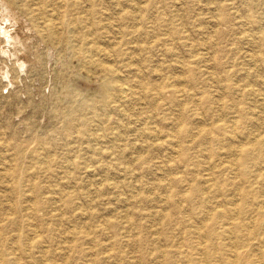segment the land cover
<instances>
[{"label":"rangeland","instance_id":"rangeland-1","mask_svg":"<svg viewBox=\"0 0 264 264\" xmlns=\"http://www.w3.org/2000/svg\"><path fill=\"white\" fill-rule=\"evenodd\" d=\"M0 264H264V0H0Z\"/></svg>","mask_w":264,"mask_h":264},{"label":"bare ground","instance_id":"bare-ground-1","mask_svg":"<svg viewBox=\"0 0 264 264\" xmlns=\"http://www.w3.org/2000/svg\"><path fill=\"white\" fill-rule=\"evenodd\" d=\"M131 3V2H130ZM135 3V2H134ZM139 4V3H138ZM133 5H135V4H133ZM137 5V4H136ZM136 5H135V7H136ZM138 8V7H137ZM3 9H4V7H3ZM9 10V9H8ZM5 11V10H4ZM4 11H2L3 13H4ZM9 12V11H8ZM7 12V13H8ZM6 13V12H5ZM4 13V15L3 16H5L6 14ZM9 15V14H8ZM134 15V14H133ZM11 16V15H10ZM148 16V15H147ZM163 17V16H162ZM5 18H6V16H5ZM7 19H9V18H7ZM66 19V18H65ZM2 20V19H1ZM14 20V19H13ZM3 21V20H2ZM47 24H51L52 26H54V24L53 23H47ZM3 25V24H2ZM106 25V24H105ZM1 27H3V26H1ZM80 28V27H79ZM2 29V28H1ZM65 29V28H64ZM10 30V29H9ZM58 30V29H57ZM121 32V31H120ZM7 33V32H6ZM58 32H56V34H57ZM9 34V33H8ZM252 34V33H251ZM130 36V35H129ZM14 38V37H13ZM98 42V41H97ZM95 47L97 48V47H99V46H96L95 45ZM106 47V46H105ZM96 50V49H95ZM99 50V49H98ZM127 50V49H126ZM100 51V50H99ZM129 52H130V49H129ZM96 53V52H95ZM130 54V53H129ZM95 56V55H94ZM99 59V61H101L102 63H104V59L101 57V58H98ZM258 60V59H257ZM96 62V61H95ZM106 63V62H105ZM101 64V63H100ZM22 65V64H21ZM106 66V65H105ZM116 66V65H115ZM107 69H108V72L113 76V77H115V80H116V83H114V82H112V84L111 83H109L110 84V86H109V88L111 89H113V90H115V92H117L119 95V98L120 97H122V96H126L127 94L128 95H131V96H133V90H132V87H131V85H128L127 83H124V82H119V81H117V77H119L120 76V74H119V71H118V69H117V67H114V66H107ZM120 69V68H119ZM125 74V73H124ZM133 85V84H132ZM143 87V86H142ZM106 88V87H105ZM134 88V87H133ZM153 88V87H152ZM110 89H108L107 88V91H108V93H110ZM137 89V88H136ZM140 91V90H139ZM136 92H138V91H136ZM140 93V92H139ZM110 95V94H109ZM142 95V94H141ZM117 96V97H118ZM140 96V95H139ZM130 97V96H129ZM135 98V97H134ZM118 99V98H117ZM109 100H110V98H109ZM75 101V100H74ZM103 101V100H102ZM105 101H108V100H105ZM128 101V100H127ZM96 102V101H95ZM140 104V103H139ZM118 106V105H117ZM93 107V106H92ZM107 108V107H106ZM117 108V107H116ZM127 108V107H126ZM103 111V110H102ZM153 113V112H152ZM122 116V115H121ZM92 119V118H91ZM100 123V122H99ZM103 124V123H102ZM151 127V126H150ZM154 127V126H153ZM109 128V127H108ZM86 129H87V125H86V123H82L81 125H80V131L81 132H85L86 131ZM103 129V128H102ZM107 129V128H106ZM108 131V130H107ZM106 131V132H107ZM113 133H115V132H113ZM112 133V134H113ZM116 134V133H115ZM178 135V134H177ZM197 135V134H196ZM113 136H114V134H113ZM110 137V136H109ZM115 137H117V136H115ZM107 138V137H106ZM114 138V137H113ZM111 139V138H110ZM109 138H108V140H110ZM114 140V139H113ZM253 140H255V138L253 139ZM86 141V140H85ZM258 141H260V140H258ZM250 142H251V140H250ZM237 143V142H236ZM247 143V142H246ZM95 144V143H94ZM252 144H254V143H252ZM64 145V144H63ZM244 145V144H243ZM240 146V145H239ZM238 146V147H239ZM256 146V145H255ZM239 148H241V147H239ZM180 151V150H179ZM119 152V151H118ZM239 152H241V150L239 151ZM250 151H247V153H249ZM240 154V153H239ZM237 156V155H236ZM258 156V155H257ZM44 158V157H43ZM237 158V157H236ZM106 167V166H105ZM208 170H210V169H208ZM212 174V173H211ZM171 175V174H170ZM210 177V176H209ZM117 182V181H116ZM213 182V181H212ZM223 184V183H222ZM33 185V184H32ZM212 185V184H211ZM241 186V185H240ZM238 190H240L241 191V189L238 187ZM206 193V192H205ZM220 194H222V193H220ZM210 200V199H209ZM85 202V201H84ZM222 203V202H221ZM258 204V203H257ZM225 208H227V207H225ZM235 208V207H234ZM239 212V211H238ZM227 213H229V211L226 209V211H224L223 212V214H227ZM238 214V213H237ZM231 215V214H230ZM235 216V215H234ZM238 218V217H237ZM230 219H232L231 217H230ZM229 219V220H230ZM253 221V220H252ZM255 221V220H254ZM253 224V223H252ZM231 225H232V223H231ZM250 225V224H249ZM233 230V229H232ZM234 231V230H233ZM231 233V232H230ZM258 237H259V235H258ZM227 238V237H226ZM260 238V237H259ZM247 241H248V239H247ZM202 243V242H201ZM204 244H205V242H203ZM28 246V245H27ZM230 246H232V245H230ZM207 250V249H206ZM207 252V251H206ZM236 255V254H235ZM206 256V255H205ZM235 258V257H234ZM262 258V257H261ZM206 259V258H205ZM207 261V260H206ZM234 261V260H233ZM262 261V260H261Z\"/></svg>","mask_w":264,"mask_h":264}]
</instances>
